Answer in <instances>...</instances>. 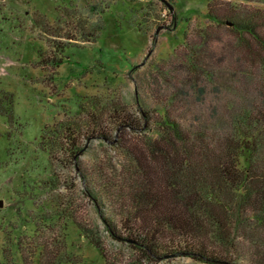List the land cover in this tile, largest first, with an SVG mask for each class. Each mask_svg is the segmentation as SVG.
Here are the masks:
<instances>
[{
	"label": "rangeland",
	"instance_id": "374dc122",
	"mask_svg": "<svg viewBox=\"0 0 264 264\" xmlns=\"http://www.w3.org/2000/svg\"><path fill=\"white\" fill-rule=\"evenodd\" d=\"M207 12L208 0H0V264L8 250L23 264V248L41 242L74 264H103L81 230L101 237L112 260L133 256L107 223L124 234L121 204L107 192L123 191L131 159L92 134L95 119L79 109L92 99L139 118V103L167 101L184 124L196 113L193 123L208 124L214 114L264 111V53ZM59 42L72 46L61 54ZM63 122L80 131L63 135L50 155L43 146ZM75 145L84 150L77 161Z\"/></svg>",
	"mask_w": 264,
	"mask_h": 264
},
{
	"label": "trees",
	"instance_id": "16d2710c",
	"mask_svg": "<svg viewBox=\"0 0 264 264\" xmlns=\"http://www.w3.org/2000/svg\"><path fill=\"white\" fill-rule=\"evenodd\" d=\"M252 2L264 0H208V19L219 29L247 37L264 53V9H251ZM71 46L59 42L55 48L62 54ZM169 105L165 101L156 109L139 103L140 118L118 106L107 109L93 99L79 107L96 121L92 134L120 147L131 159L122 177L123 191L107 192L109 200L121 204L124 234L107 223L115 241L134 254L112 260L101 237L79 229L99 251L103 264H158L176 257L206 264H264V111H239L229 118L214 114L216 122L208 124L193 123L199 119L196 113L193 122L184 124ZM60 124L43 146L50 155L63 135L65 139L66 133L75 135L81 128L74 122ZM69 151L75 161L84 153L78 145ZM101 194L98 200L103 199ZM5 257L7 264H15L9 250ZM66 257L69 254L60 256L42 242L22 251L23 264L73 263Z\"/></svg>",
	"mask_w": 264,
	"mask_h": 264
},
{
	"label": "water",
	"instance_id": "95a60500",
	"mask_svg": "<svg viewBox=\"0 0 264 264\" xmlns=\"http://www.w3.org/2000/svg\"><path fill=\"white\" fill-rule=\"evenodd\" d=\"M171 9H172V7H171ZM3 205H4V202L2 200H0V208H2Z\"/></svg>",
	"mask_w": 264,
	"mask_h": 264
}]
</instances>
